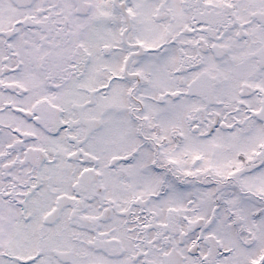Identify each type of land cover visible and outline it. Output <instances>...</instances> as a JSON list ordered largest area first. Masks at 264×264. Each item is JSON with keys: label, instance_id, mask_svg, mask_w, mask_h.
Instances as JSON below:
<instances>
[{"label": "snow or ice", "instance_id": "1", "mask_svg": "<svg viewBox=\"0 0 264 264\" xmlns=\"http://www.w3.org/2000/svg\"><path fill=\"white\" fill-rule=\"evenodd\" d=\"M0 264H264V0H0Z\"/></svg>", "mask_w": 264, "mask_h": 264}]
</instances>
